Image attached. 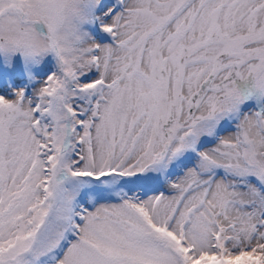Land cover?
<instances>
[{
  "label": "snow or ice",
  "instance_id": "6c2138e0",
  "mask_svg": "<svg viewBox=\"0 0 264 264\" xmlns=\"http://www.w3.org/2000/svg\"><path fill=\"white\" fill-rule=\"evenodd\" d=\"M29 4L55 70L0 82V264H264V0H84L69 49Z\"/></svg>",
  "mask_w": 264,
  "mask_h": 264
},
{
  "label": "clouds",
  "instance_id": "9594fccd",
  "mask_svg": "<svg viewBox=\"0 0 264 264\" xmlns=\"http://www.w3.org/2000/svg\"><path fill=\"white\" fill-rule=\"evenodd\" d=\"M53 8L58 21V44L69 49L73 44L74 30L84 19V0H55L54 4L30 0L28 11L32 20H41L50 15ZM18 53H27L42 62L51 54V42L31 25L18 27L5 17L0 20V55L10 62Z\"/></svg>",
  "mask_w": 264,
  "mask_h": 264
},
{
  "label": "rangeland",
  "instance_id": "374dc122",
  "mask_svg": "<svg viewBox=\"0 0 264 264\" xmlns=\"http://www.w3.org/2000/svg\"><path fill=\"white\" fill-rule=\"evenodd\" d=\"M49 67L55 70V59L51 55L42 62L26 59L20 53L9 62L8 58L0 55V82L7 87L10 98H14V90L17 87L27 88V95L31 96L32 90L38 87L40 81L46 76L44 69Z\"/></svg>",
  "mask_w": 264,
  "mask_h": 264
}]
</instances>
